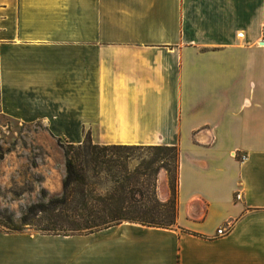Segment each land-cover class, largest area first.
<instances>
[{"label": "crops", "instance_id": "obj_1", "mask_svg": "<svg viewBox=\"0 0 264 264\" xmlns=\"http://www.w3.org/2000/svg\"><path fill=\"white\" fill-rule=\"evenodd\" d=\"M263 23L264 0H0V121L178 153L173 226L0 231V264H264Z\"/></svg>", "mask_w": 264, "mask_h": 264}, {"label": "trees", "instance_id": "obj_2", "mask_svg": "<svg viewBox=\"0 0 264 264\" xmlns=\"http://www.w3.org/2000/svg\"><path fill=\"white\" fill-rule=\"evenodd\" d=\"M61 148L64 176L60 195L25 207L18 224L0 211L1 232H21L27 226L40 234H82L121 221L164 228L174 225L175 200L167 206L153 196L145 197L141 178L151 164L159 163L158 167L163 168L168 158L174 163L176 178L178 153L175 146L97 145L86 137L81 144H66ZM132 149L151 150L152 156L129 171L123 157ZM87 164L94 174L102 172L103 180L108 183L102 193L95 192L92 184L85 181L82 169ZM38 215L41 218L31 222L30 218Z\"/></svg>", "mask_w": 264, "mask_h": 264}, {"label": "rangeland", "instance_id": "obj_3", "mask_svg": "<svg viewBox=\"0 0 264 264\" xmlns=\"http://www.w3.org/2000/svg\"><path fill=\"white\" fill-rule=\"evenodd\" d=\"M61 146L65 144L50 139L36 124L23 125L6 119L0 121V211L7 213L14 224L19 223L20 214L28 205L45 203L48 198L60 195L64 176ZM151 156V150L132 149L123 160L126 169L131 171ZM158 166L159 163L151 164L141 178L145 184L144 196H153L169 206L175 200L174 163L168 158L163 168ZM82 175L97 193H102L108 186L102 172L94 174L88 164L83 166ZM40 218L41 215H38L30 220ZM1 222L3 219L0 217ZM26 229L32 230L25 226Z\"/></svg>", "mask_w": 264, "mask_h": 264}, {"label": "built area", "instance_id": "obj_4", "mask_svg": "<svg viewBox=\"0 0 264 264\" xmlns=\"http://www.w3.org/2000/svg\"><path fill=\"white\" fill-rule=\"evenodd\" d=\"M240 36H241V32H238V33H237V37H240ZM258 40H259L260 42L264 41V23H263V24L261 25V27H260L259 38H258ZM239 159H240V160L243 159V156H240ZM233 197H234V199H238V198H239V193H238V192H235L234 195H233ZM225 231H226L225 228L220 227V228H217V229L215 230V233H216L217 235H222V234L225 233Z\"/></svg>", "mask_w": 264, "mask_h": 264}]
</instances>
